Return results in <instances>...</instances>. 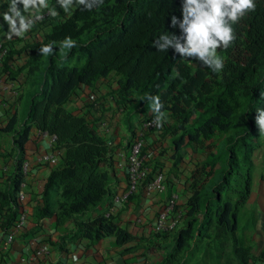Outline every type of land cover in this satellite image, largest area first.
Returning a JSON list of instances; mask_svg holds the SVG:
<instances>
[{
  "label": "trees",
  "instance_id": "obj_1",
  "mask_svg": "<svg viewBox=\"0 0 264 264\" xmlns=\"http://www.w3.org/2000/svg\"><path fill=\"white\" fill-rule=\"evenodd\" d=\"M21 11L25 13L23 5ZM115 13L119 22L113 27L108 21ZM172 15L180 17V0H103V4L91 11L77 3L63 21L52 23V15L33 25L36 40L24 67L27 79H39V88L30 94L22 118L16 111L3 109L7 123L0 128V138L12 136L16 148L23 153L32 126L56 137L54 149L61 152V164L48 176L42 204L34 210L39 220L56 215L57 223L62 224L95 208L110 193L112 147L87 118L64 109L81 86L92 87L98 79L114 73L119 76L118 94L122 98L156 92L164 87L159 94L163 104L161 111L170 114L177 127L175 133L180 132L173 141L176 152L201 139L227 133L247 101L253 116L257 108L264 107V0H256L255 11L233 26L235 43L227 50L218 49L225 62L221 72H213L197 60L174 55L171 50L157 51L154 41L160 35L179 34L178 29L170 27ZM91 30L92 38L84 44L83 35ZM112 34L115 36L110 37ZM66 38L75 42L71 52L78 48L85 56L82 65L57 63L58 52ZM49 44L52 53L40 66L45 54L39 50ZM8 57L9 51L3 62L4 72L13 67ZM22 120L24 123L20 125ZM249 127L251 131L255 128L253 122ZM235 162L236 157L230 149L228 169H233ZM21 164L22 159H18L9 196L16 209L15 194L22 181ZM228 185L229 178L224 176L222 183L213 188L219 203L214 210L206 203L204 210L197 192L193 194L198 187L195 182L192 184L188 209L181 216L173 247L163 264H179L181 255L189 251L195 236L206 235L211 228L219 231L217 235L222 238L223 249L229 240L234 241L231 252L238 258V264L249 263L248 251L237 246L234 235L238 230L237 207L248 200L251 179L246 176L244 196L235 205L228 201L220 204V190L227 189ZM52 194H56V199ZM7 211L3 216L5 227L16 214L13 208L11 214ZM111 219L101 215L85 222L76 220L75 227L80 236L91 243L108 236H115L118 244L129 241L130 234L114 225ZM198 219L208 222L202 225L196 222ZM258 258L264 264V246Z\"/></svg>",
  "mask_w": 264,
  "mask_h": 264
},
{
  "label": "crops",
  "instance_id": "obj_2",
  "mask_svg": "<svg viewBox=\"0 0 264 264\" xmlns=\"http://www.w3.org/2000/svg\"><path fill=\"white\" fill-rule=\"evenodd\" d=\"M4 2L0 0V5ZM3 14L2 10L0 28L5 26ZM90 89L93 88L81 86L68 102L75 113L81 112L80 116L85 118L88 117L87 111L85 109L76 110L75 107H86L91 103L96 105V96L88 93ZM14 90H17V84L8 82L6 75L2 73L0 75V100L5 104V109H9V112L16 111L22 118L23 111L19 105L20 91L17 90L15 93ZM6 123L7 114L0 118V128H3ZM23 123L24 120L20 125ZM105 126L106 124L99 123L95 128L101 129ZM60 154V151L54 149L50 136L41 133L34 126L30 129L23 153L16 148L12 136L0 138V264H163L173 247L177 233L166 237L156 235L154 233L156 216L165 200L172 194L177 196V213L182 216L187 211V202L192 195L193 178L188 177L186 173L193 171V167L201 162L197 158H201L202 151L189 148L186 156V159L191 161L189 168L184 166L186 169L181 175L177 172L168 178L164 175L162 192L148 188L147 182L137 194L118 208L111 221L131 236L129 241L121 244L117 243L115 236H108L91 243L82 238L80 231L75 227L76 220L85 222L101 216L107 209L112 195L126 187L125 162L117 158L115 172L111 174L110 193L98 206L62 224L57 223L56 215L40 220L35 216V208L42 204V192L47 178L51 171L61 164ZM46 155L50 159L40 161V158ZM18 159H22V162L27 161L30 169L29 174L24 178L25 209L28 213V222L25 230L17 234L10 244H6L7 227L3 223V216L7 210V214L12 213L10 209L13 205L9 196L12 192V179L16 173ZM148 160H151L150 155L147 163ZM258 171L257 180L252 179L250 193L245 204V208L253 213V219L243 221L245 226L249 223L250 230L247 227L243 234H236L237 246H241L249 253L248 264H263L258 256L264 246V177L261 176V173H264V162L259 164ZM178 172L181 173V169H178ZM52 195L56 199V194ZM196 222L203 225L208 221L198 219ZM212 235L213 233L208 231L206 235L195 236L192 244L199 241L203 244H200L195 251L189 252L190 258L187 264L190 261L193 264H238V258L230 250H211L213 244L210 247L206 242L212 243ZM33 238H37L38 242L34 244ZM39 245L48 250V254L41 258L36 255Z\"/></svg>",
  "mask_w": 264,
  "mask_h": 264
},
{
  "label": "rangeland",
  "instance_id": "obj_3",
  "mask_svg": "<svg viewBox=\"0 0 264 264\" xmlns=\"http://www.w3.org/2000/svg\"><path fill=\"white\" fill-rule=\"evenodd\" d=\"M4 1L3 5H0V15L2 10L4 13L8 11L9 0ZM46 2L48 7L57 13V15L52 17V23L66 19L77 5V3H73L70 9L65 11L58 3V0H46ZM108 22L112 24L111 26L115 27L119 22L118 15L116 13L112 15ZM3 23L5 26L0 28V34L7 30V23L5 20ZM93 30L83 35L84 44L89 43V39L92 38L93 35ZM36 35L37 33H35V31L28 32L23 37L14 40L10 44L8 60H10V64L14 66L11 67V69L9 68L10 70L8 69L7 73L9 80L16 83L20 91V108L22 111L29 103L30 94L39 88V79L36 77L27 79V68L24 67L31 46L36 40ZM114 36V34L110 35V37ZM37 38H40V36ZM70 49L71 48L61 45L58 52L59 61L57 63H63L69 66L82 65L85 61V56L80 54L78 48H75L73 52H71ZM48 56L49 55L43 56L39 63L40 66L47 62ZM193 66H195V64H193ZM18 68H20V71H18ZM4 69H6V67ZM5 72L3 70V73ZM118 78L119 76L116 74L110 73L106 78L98 79L92 86L93 89H90L88 92L91 93V96H96V105L94 106V103H91L86 107H75L76 110L79 109L81 111L85 109L87 111V121L92 124L94 128L99 123L106 124V126L101 127V129H95L99 134L103 135V138L110 143V147L113 149L114 159L112 164L109 165V171L111 173L115 172V163H117L116 158L125 162L129 144L138 135L144 139L146 157L148 158L150 155L151 160H148V166L150 167L151 176L156 172L163 173L167 178L174 172L181 175L185 172L186 168L184 169V166L189 168V163L191 161L187 160L186 156L189 148L192 147L202 151L201 158H197V160L201 162L193 167V171L187 172L186 174L188 177L193 178L195 187H198L193 194L197 192L202 203V209L205 210L204 205L209 203L212 205L210 209L214 210L215 206L219 203L216 194L213 192V188H215L217 183H222L224 176L229 178V185L227 189L224 187L220 190V204L228 201L235 205V203L244 196L246 176L250 177L251 183L253 178L256 181L259 174L258 166L264 162V136L259 135L258 128L255 125V116H253L250 111V102L247 101L243 104L234 120V126L227 133H218L208 140L201 139L199 143L195 145H186L179 152H176L174 150L173 141L178 138L180 132L178 131L175 133V129L177 128L175 120L167 111L163 112L164 118L161 127L151 131H145L143 128L145 122L155 118V114L151 111V101L148 98L150 96L159 97L164 87L159 88L156 92L133 94L128 98H122L118 94ZM64 109L66 111L70 110L75 116H80L81 114V112L75 113V110L70 108V103L65 104ZM250 122H253L255 126L252 131L249 127ZM221 139H223L222 142ZM230 149H232L236 157L235 164H232L233 169H228L227 164ZM178 169H181L182 172H178ZM229 170L231 171L229 172ZM228 172L230 173L229 175ZM261 176L262 178L264 177L263 172ZM198 184L200 186H198ZM246 203L247 200L245 201V204ZM245 204H242V206H240V204L237 207L238 234H243L244 229L249 225V223H247L245 226L243 221H250L253 219V213L251 210L245 208ZM248 229L250 230V227H248ZM210 231L211 234L213 233L211 239L212 243H206L210 247H212L211 245L213 244L211 250H233V240H229L225 243L223 249L222 238L220 235H217L219 231H216L214 228H211ZM230 238L232 239L231 236ZM234 238L237 240V235H234ZM235 243H237V241ZM200 244L203 243L199 241L198 243L192 244L189 251L186 252L185 255H181L179 264H187L190 258L189 252L195 251ZM189 264H193V262L190 261Z\"/></svg>",
  "mask_w": 264,
  "mask_h": 264
},
{
  "label": "clouds",
  "instance_id": "obj_4",
  "mask_svg": "<svg viewBox=\"0 0 264 264\" xmlns=\"http://www.w3.org/2000/svg\"><path fill=\"white\" fill-rule=\"evenodd\" d=\"M9 2L10 0L8 1V11L3 14L4 20L8 24L9 29L0 34V36H2L4 33L8 32L9 39H11L13 35L17 36V38L14 40L20 39L26 33L31 32L34 28L33 25L36 24L35 20L31 18V15L29 17H25L23 15L22 11L20 10L22 5H23V12H27L30 14L34 10L37 11L50 10V15L45 20L50 18L52 15L53 16L57 15V13L54 10L52 11V9L48 7L46 0H11L10 6H9ZM58 3L60 4L61 7L64 8L65 11H68L70 7L73 5V3H78L79 5H83L85 9L91 11L94 7H98L99 5L103 4V0H58ZM18 5H21V7L19 8ZM255 9H256V0H180V12H181L180 17H177L176 15H172L170 18V27L174 29H178L179 34L173 32L164 33L160 35L156 41H154V46L157 48L158 52H167L171 50L174 55L180 56L182 58H191L193 60H197L200 63H202L205 67L210 68L213 72H221L224 68L225 62L224 59L218 54V49L227 50L235 43L237 37H236L235 28L233 26L238 24L241 21V19H243L248 13L254 12ZM35 19H39V17L37 16ZM42 22H37V24L38 23L40 24ZM13 41L7 43L9 49H10V44ZM62 46L71 48L75 46V42L72 41L71 38H66L62 42ZM39 51L42 54L50 55L52 53V45L51 44L45 45ZM2 73H3V64H2V69L0 70V75ZM3 74L6 75V80L8 82H11L8 78V73L5 72ZM17 90H14L15 93H17ZM262 96H264V94H262ZM20 97L21 94H19V100ZM148 99L151 101V111L155 114L154 122L158 127H161L164 118V113L161 111V109L163 108V104L161 103L160 98L158 96H150ZM3 109H5L4 103H3V107L1 108L2 115L0 116V118L3 117L4 115ZM255 113H256L255 125L258 128L259 135L264 136V107L257 108ZM41 133L49 135L46 132H41ZM49 136L51 138V136L54 135H49ZM52 143L55 144V141H52ZM43 157L40 158V161H43L42 160ZM48 158L50 159L49 156ZM24 163L28 164V162L23 161L21 164L22 181L20 183L19 190L15 194L16 201H17V194L21 190V185L23 183L25 184L24 178L30 172L29 164H28V173L26 175L23 174L22 167ZM24 189L25 186L23 187V190ZM115 194H113L112 197ZM25 205H26V199L23 205L18 203L17 209L16 207L13 206V210L16 211L13 221L15 220L20 209L26 210ZM108 207L104 211L102 216H104L105 212L108 210ZM177 207H178V202L176 205V211H177ZM114 215L108 218H112ZM180 219H181V214H180ZM13 221L6 228L7 234H8V228L12 225ZM27 222H28V213H27ZM176 230L177 227L173 233L164 236L156 234L155 231L154 233L159 237H166L175 234L177 232ZM7 234H6V244H10L7 242Z\"/></svg>",
  "mask_w": 264,
  "mask_h": 264
},
{
  "label": "built area",
  "instance_id": "obj_5",
  "mask_svg": "<svg viewBox=\"0 0 264 264\" xmlns=\"http://www.w3.org/2000/svg\"><path fill=\"white\" fill-rule=\"evenodd\" d=\"M11 2V0H10ZM9 2V6H10ZM20 8L21 5H18ZM21 10V9H20ZM25 17H29L35 20V23L42 22L50 15V10H34L31 14L30 13H23ZM39 19H35L36 17ZM17 36L13 35L11 39L8 38V32L4 33L0 36V70L2 69L3 61L8 53V45L7 43L16 39ZM6 89V87H5ZM3 107V102L0 100V116L1 108ZM155 118L149 119L143 125L145 131H151L158 128L156 123L154 122ZM56 137L51 136V140L55 141ZM144 139L138 135L128 147V152L126 154L125 160V167H126V187L116 193L111 200V203L108 207V210L105 212L104 216L106 218L114 215L117 211V208L120 207L122 204L126 203L132 196L138 193L140 188L148 182V188L162 192L164 188V175L161 172H157L156 174L152 175L149 180L150 176V167L147 163V157L144 153ZM49 158L45 156L42 158L43 161H47ZM23 174L26 175L28 173V164H23ZM25 184L21 185V190L17 194V202L19 204L24 203L26 199V194L23 190ZM177 205V196L172 194L166 202L162 205L155 224H154V231L156 234L161 236L171 234L175 231L176 227L178 226L180 214L176 211ZM27 225V212L24 209H20L19 213L17 214L15 220L13 221L12 225L8 228L7 234V242L11 243L17 234H20L22 231L25 230ZM32 242L35 244L38 242L37 238H33ZM48 254V250L46 247L39 245L36 249V255L38 257H44Z\"/></svg>",
  "mask_w": 264,
  "mask_h": 264
}]
</instances>
